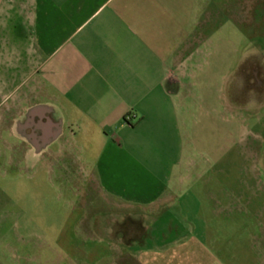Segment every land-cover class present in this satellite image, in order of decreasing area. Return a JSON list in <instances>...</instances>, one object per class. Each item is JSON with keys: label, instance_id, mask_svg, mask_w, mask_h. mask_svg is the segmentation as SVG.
<instances>
[{"label": "crops", "instance_id": "crops-1", "mask_svg": "<svg viewBox=\"0 0 264 264\" xmlns=\"http://www.w3.org/2000/svg\"><path fill=\"white\" fill-rule=\"evenodd\" d=\"M248 19L263 24L264 0H0V142L29 148L31 179L61 172L82 199L103 200L98 224L70 225L86 235L177 205L193 178L181 172L183 142H199L213 116L216 36ZM220 191L231 194L207 195Z\"/></svg>", "mask_w": 264, "mask_h": 264}, {"label": "rangeland", "instance_id": "rangeland-1", "mask_svg": "<svg viewBox=\"0 0 264 264\" xmlns=\"http://www.w3.org/2000/svg\"><path fill=\"white\" fill-rule=\"evenodd\" d=\"M210 70L213 116L201 121L199 142L181 150V172L193 178L183 182L179 203L160 213L114 216L102 232L85 225L86 235L70 225L80 217L98 224L97 215L109 212L103 200L82 199L61 172L31 179L29 148L0 142V264H264V125L255 123L264 103V19L216 36ZM224 127L231 142H223ZM222 187L231 194L207 195ZM116 250L145 255H111Z\"/></svg>", "mask_w": 264, "mask_h": 264}, {"label": "built area", "instance_id": "built-area-1", "mask_svg": "<svg viewBox=\"0 0 264 264\" xmlns=\"http://www.w3.org/2000/svg\"><path fill=\"white\" fill-rule=\"evenodd\" d=\"M130 117H131V116H129V115L127 116V118H130Z\"/></svg>", "mask_w": 264, "mask_h": 264}]
</instances>
